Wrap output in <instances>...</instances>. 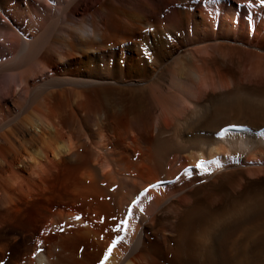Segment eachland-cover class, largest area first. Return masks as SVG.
Returning <instances> with one entry per match:
<instances>
[{"label": "bare ground", "instance_id": "obj_1", "mask_svg": "<svg viewBox=\"0 0 264 264\" xmlns=\"http://www.w3.org/2000/svg\"><path fill=\"white\" fill-rule=\"evenodd\" d=\"M263 128L261 0H0V209L105 215L41 264H264Z\"/></svg>", "mask_w": 264, "mask_h": 264}, {"label": "rangeland", "instance_id": "obj_2", "mask_svg": "<svg viewBox=\"0 0 264 264\" xmlns=\"http://www.w3.org/2000/svg\"><path fill=\"white\" fill-rule=\"evenodd\" d=\"M13 159H14L13 164L14 165L16 164L15 166L17 165L19 166L20 164L18 163L19 162L18 159L20 158L13 156ZM18 169L23 170L22 167H18ZM66 175L67 173L60 172L55 178L50 180V183H48L46 190L43 192L47 199L39 198V196L33 198V201H36L37 205H32L33 201L31 200H28V204L24 203L23 201H17L13 204L10 203L12 206L8 209L6 208L3 210L0 209V219L2 221V223H0V264H30L29 263L30 260L35 264H39L40 263L39 258L46 251V246H44L42 241L43 239L45 241L48 240L49 242L50 241L56 242V244L58 245L59 243L65 244V247H67V249H70L71 247L74 246L73 252L76 251V248H78V252H79L80 248H82V244L81 242L78 241L76 242V244L72 246L71 243H69L71 241L68 240L71 239L70 238L71 235L69 234V232L72 233L75 230L81 231L86 229L88 226L85 225L84 222H88V220H89L88 222L89 224L95 226L96 223L91 222L90 219L92 218V216L95 217L96 213L98 212L99 214L96 216V219L99 221L100 225L103 226L104 224V226H106L105 217H104L105 215L104 212L102 211L103 209L100 208L101 206L98 207L96 203L98 201H96V199L93 196L82 195L80 196L81 199H79L80 198L79 197L78 200L75 201L71 198V196H68L62 191L63 189L62 186H64L65 184L64 178L66 177ZM0 185H1L0 192L6 189L5 192L3 191L4 193H6V191L9 188L7 187L8 188L7 189L4 183L2 184L0 183ZM9 191L10 190L7 191V194L11 195L12 191L11 192ZM92 198L95 200L93 201ZM91 200L93 202H91ZM87 202L89 203L88 204L89 206L91 205L90 208L88 207V205L86 206ZM52 203L55 204L51 206ZM98 203L101 202L99 201ZM97 207L98 210L102 209L101 213H103L104 215L103 217H100L102 215L100 211L97 210ZM95 208L97 212L95 211ZM84 211L86 212V215ZM88 211L92 213L90 214V212ZM60 212L67 215L69 214L70 216H75L76 223L70 224L68 222H63L61 218H58L57 215H55L56 213H60ZM81 215H83V217ZM87 215H90L91 218L88 217ZM80 219L83 220V223H80L81 222ZM113 231L115 230L114 229L110 230L111 233H114ZM67 235H69V237H67ZM63 237H65L66 240ZM66 243L67 244L69 243V245H66ZM53 253L55 257V253L57 254V252L53 251ZM39 254L41 255L40 257H38Z\"/></svg>", "mask_w": 264, "mask_h": 264}, {"label": "snow or ice", "instance_id": "obj_3", "mask_svg": "<svg viewBox=\"0 0 264 264\" xmlns=\"http://www.w3.org/2000/svg\"><path fill=\"white\" fill-rule=\"evenodd\" d=\"M261 2L264 3V0H261ZM200 167H201V165H197V168H200ZM133 203H135V201H133ZM121 225H122V227H124V228L126 229V227H127L126 222L121 221ZM117 231H119V229H118ZM117 242H118V241H114V242H113V245L110 246L109 249L106 251V253H105V255H104V258H103V260L101 261V264H104V262L107 261V259L109 258V255H110V253H111V251H112V247H114L115 244H116Z\"/></svg>", "mask_w": 264, "mask_h": 264}]
</instances>
